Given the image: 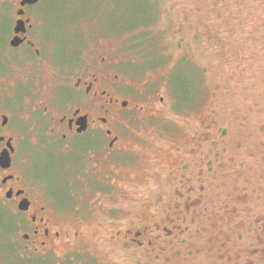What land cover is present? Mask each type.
I'll use <instances>...</instances> for the list:
<instances>
[{
    "label": "flooded vegetation",
    "instance_id": "obj_1",
    "mask_svg": "<svg viewBox=\"0 0 264 264\" xmlns=\"http://www.w3.org/2000/svg\"><path fill=\"white\" fill-rule=\"evenodd\" d=\"M39 4L0 0V264H106L116 244L137 264H263V118L239 138L213 109L180 147L141 154L149 141L119 130L150 103L118 94L97 55L57 58ZM32 148L52 157L69 208L30 171ZM141 185L138 207L121 202Z\"/></svg>",
    "mask_w": 264,
    "mask_h": 264
},
{
    "label": "rangeland",
    "instance_id": "obj_2",
    "mask_svg": "<svg viewBox=\"0 0 264 264\" xmlns=\"http://www.w3.org/2000/svg\"><path fill=\"white\" fill-rule=\"evenodd\" d=\"M141 1L40 0L36 7L47 20L43 31L46 41L54 46L57 58L69 64L78 60L79 50L85 62L92 57L96 60L97 55L99 62L101 58L105 61L103 69L118 76V94L139 106L150 103L148 111L145 108L133 114V120L119 130L137 132L142 141H149L141 154L147 150L161 156L173 147H180L196 125L206 124L205 116L213 109L219 111L217 119L228 123L234 137L243 138L242 132L253 127L258 115L264 123V88L261 87L264 85V40L237 42L234 28L229 27L224 34L230 35V39L220 53L213 40L207 46L201 36H194L204 28L218 25V19L214 20L212 14H208L206 25L197 12L191 27L187 21L185 25L180 23V9L176 10L179 0ZM198 39L203 43L199 45ZM255 103L257 109L263 107L262 115L247 113ZM28 135L27 141L35 139L33 134ZM86 140L81 137L74 143ZM28 150L31 151L27 156L29 169L35 177L43 176V179L37 178L45 179L44 191L54 204L69 208L71 201L63 179L44 168L48 166L45 161L53 164L52 157L36 148ZM141 186H137V191L134 188L127 191L128 199L121 202L138 207L132 199L141 189L145 193V187ZM92 213L100 219V214ZM127 225L124 221L117 227ZM116 245L117 257L109 253L112 257L106 264H137L133 257L121 256L123 249Z\"/></svg>",
    "mask_w": 264,
    "mask_h": 264
},
{
    "label": "trees",
    "instance_id": "obj_3",
    "mask_svg": "<svg viewBox=\"0 0 264 264\" xmlns=\"http://www.w3.org/2000/svg\"><path fill=\"white\" fill-rule=\"evenodd\" d=\"M141 2L145 3L144 0ZM176 5V10L180 9V23L182 25H185L186 21L191 25L194 22L193 16H197V12L203 24L208 25V14H212L214 20L218 19V25L213 26L217 28H204L205 31L202 30L194 36L197 38L201 36L207 46L209 40H213L217 43L220 53L225 50V45L230 39V35L224 34L229 27L234 28L237 34V42L256 38V41L261 43L260 41L264 40V0H179ZM227 36L229 37L227 38ZM203 41L198 39V44H202Z\"/></svg>",
    "mask_w": 264,
    "mask_h": 264
},
{
    "label": "water",
    "instance_id": "obj_4",
    "mask_svg": "<svg viewBox=\"0 0 264 264\" xmlns=\"http://www.w3.org/2000/svg\"><path fill=\"white\" fill-rule=\"evenodd\" d=\"M29 1H34V0H29Z\"/></svg>",
    "mask_w": 264,
    "mask_h": 264
}]
</instances>
